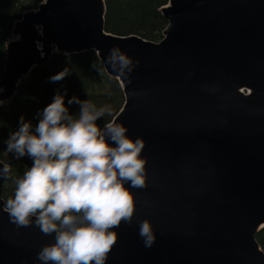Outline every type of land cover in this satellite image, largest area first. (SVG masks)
Listing matches in <instances>:
<instances>
[{
	"label": "water",
	"instance_id": "95a60500",
	"mask_svg": "<svg viewBox=\"0 0 264 264\" xmlns=\"http://www.w3.org/2000/svg\"><path fill=\"white\" fill-rule=\"evenodd\" d=\"M166 1L159 42L106 33L103 0H47L24 12L11 29L19 41L5 47L0 101L51 54L95 52L123 92L114 118L143 140L146 160L145 186L130 189L134 215L114 229L106 264H264L255 240L264 227V0ZM113 48L129 61L123 69ZM143 220L150 247L138 235ZM50 242L0 208V264H38Z\"/></svg>",
	"mask_w": 264,
	"mask_h": 264
},
{
	"label": "clouds",
	"instance_id": "9594fccd",
	"mask_svg": "<svg viewBox=\"0 0 264 264\" xmlns=\"http://www.w3.org/2000/svg\"><path fill=\"white\" fill-rule=\"evenodd\" d=\"M35 29L42 34L40 25ZM19 39L12 35L8 43ZM41 47L36 42L38 51ZM52 51H57L55 45ZM109 58L121 69L129 64L115 48ZM67 74L65 69L50 79L58 81ZM65 94L58 91L36 112L35 125L20 116L16 130L4 140V153L14 160L27 156L32 163L22 175L11 176V164L0 162V178H11L14 184L0 208L13 224L33 225L52 237L36 252L38 264H106L117 238L114 229L129 224L134 215L130 189L145 186L144 142L126 135L128 129L116 122L108 104L97 106L73 96L67 105H78V111L70 114ZM5 104L0 101V107ZM105 116L110 117L107 122ZM138 235L145 247L153 244L148 220L138 223Z\"/></svg>",
	"mask_w": 264,
	"mask_h": 264
},
{
	"label": "trees",
	"instance_id": "16d2710c",
	"mask_svg": "<svg viewBox=\"0 0 264 264\" xmlns=\"http://www.w3.org/2000/svg\"><path fill=\"white\" fill-rule=\"evenodd\" d=\"M105 6L104 30L119 37L137 36L143 40L159 42L167 26L161 14L166 0H103ZM39 0H0V80L4 71L5 47L11 36L13 24L28 10H34ZM68 69V74L58 81L50 77ZM65 105L69 113L78 111V105H67L73 96L79 100H90L97 106L108 104L113 109V116L120 110L124 96L116 79L108 76L93 51L79 53H53L47 61L34 67L23 85L19 86L12 98L0 107V161L11 164V176H20L25 167L4 153L3 143L10 132L17 128V121L23 116L33 125L34 116L51 103L53 95L65 92ZM110 117L105 116L104 122ZM101 123L100 120L97 121ZM14 189L12 179L5 180L1 197H11ZM255 240L264 253V227L255 234Z\"/></svg>",
	"mask_w": 264,
	"mask_h": 264
},
{
	"label": "rangeland",
	"instance_id": "374dc122",
	"mask_svg": "<svg viewBox=\"0 0 264 264\" xmlns=\"http://www.w3.org/2000/svg\"><path fill=\"white\" fill-rule=\"evenodd\" d=\"M27 77H28V76H27ZM27 77H25V78H21V79L19 80V82H18V87L24 84V82L26 81V78H27ZM117 82H118V81H117ZM17 90H18V88H17ZM17 90H16V91H17ZM16 91H15V92H16ZM11 98H12V97H11ZM11 98H10V99H11ZM10 99H9V100H10ZM6 102H7V101H6Z\"/></svg>",
	"mask_w": 264,
	"mask_h": 264
},
{
	"label": "bare ground",
	"instance_id": "6f19581e",
	"mask_svg": "<svg viewBox=\"0 0 264 264\" xmlns=\"http://www.w3.org/2000/svg\"><path fill=\"white\" fill-rule=\"evenodd\" d=\"M18 82H19V81H18ZM18 82H17V83H18ZM122 105H123V104H122ZM121 107H122V106H121ZM1 189H2V188H1Z\"/></svg>",
	"mask_w": 264,
	"mask_h": 264
}]
</instances>
